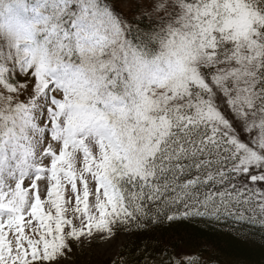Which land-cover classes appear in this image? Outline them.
<instances>
[{
    "label": "snow or ice",
    "instance_id": "snow-or-ice-1",
    "mask_svg": "<svg viewBox=\"0 0 264 264\" xmlns=\"http://www.w3.org/2000/svg\"><path fill=\"white\" fill-rule=\"evenodd\" d=\"M122 2L0 0V264L191 219L264 240V0Z\"/></svg>",
    "mask_w": 264,
    "mask_h": 264
},
{
    "label": "trees",
    "instance_id": "trees-1",
    "mask_svg": "<svg viewBox=\"0 0 264 264\" xmlns=\"http://www.w3.org/2000/svg\"><path fill=\"white\" fill-rule=\"evenodd\" d=\"M125 235L126 242L116 259L102 264H155L161 259L162 249L177 256L195 255L198 264H264V240L240 239L232 225L224 221L182 220Z\"/></svg>",
    "mask_w": 264,
    "mask_h": 264
},
{
    "label": "rangeland",
    "instance_id": "rangeland-1",
    "mask_svg": "<svg viewBox=\"0 0 264 264\" xmlns=\"http://www.w3.org/2000/svg\"><path fill=\"white\" fill-rule=\"evenodd\" d=\"M130 0H123L120 7L125 16L131 17L138 15L130 11ZM127 236L124 231L118 232L112 239L103 240L99 235L94 236L89 242L83 239L78 247L76 243H72V251L67 255V258L61 259L59 264H102L105 260H114L119 254V251Z\"/></svg>",
    "mask_w": 264,
    "mask_h": 264
}]
</instances>
